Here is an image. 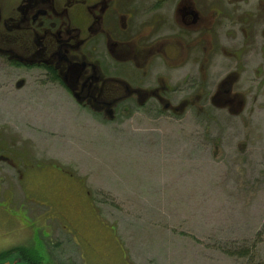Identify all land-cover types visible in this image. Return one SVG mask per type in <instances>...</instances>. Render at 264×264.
I'll use <instances>...</instances> for the list:
<instances>
[{"label": "rangeland", "instance_id": "1", "mask_svg": "<svg viewBox=\"0 0 264 264\" xmlns=\"http://www.w3.org/2000/svg\"><path fill=\"white\" fill-rule=\"evenodd\" d=\"M248 10L235 21L251 52L232 86L223 81L229 93L235 85L231 111L216 95L203 109L131 107L105 119L40 70L0 66V147L20 157L18 174L0 163L16 189L11 208L0 207V234L14 231L8 246L0 241V254L14 249L1 261L37 262L46 248L54 264L264 261V0Z\"/></svg>", "mask_w": 264, "mask_h": 264}, {"label": "flooded vegetation", "instance_id": "2", "mask_svg": "<svg viewBox=\"0 0 264 264\" xmlns=\"http://www.w3.org/2000/svg\"><path fill=\"white\" fill-rule=\"evenodd\" d=\"M250 1L0 0V66L13 69L11 75L40 70L80 110L105 119L114 120L131 107L165 114L203 109L216 95L219 105L231 108L235 85L229 93L223 81L239 77L240 63L251 52L249 31L235 21L236 14H249ZM243 31L247 52L235 49ZM223 59L232 62L231 69L223 67ZM214 76L224 79L216 84ZM15 157L20 159L0 147V163L16 171ZM0 179V207L7 210L15 203L16 189L6 177ZM45 226L55 236L54 228ZM13 236V230L3 231L2 246ZM46 250L39 261H27L54 264L55 252Z\"/></svg>", "mask_w": 264, "mask_h": 264}, {"label": "trees", "instance_id": "3", "mask_svg": "<svg viewBox=\"0 0 264 264\" xmlns=\"http://www.w3.org/2000/svg\"><path fill=\"white\" fill-rule=\"evenodd\" d=\"M239 258H246L249 256V250H242V252H239L238 254ZM249 264H264V261L255 262L253 260L249 261Z\"/></svg>", "mask_w": 264, "mask_h": 264}, {"label": "water", "instance_id": "4", "mask_svg": "<svg viewBox=\"0 0 264 264\" xmlns=\"http://www.w3.org/2000/svg\"><path fill=\"white\" fill-rule=\"evenodd\" d=\"M18 261L19 260H2V261H0V264H18Z\"/></svg>", "mask_w": 264, "mask_h": 264}, {"label": "bare ground", "instance_id": "5", "mask_svg": "<svg viewBox=\"0 0 264 264\" xmlns=\"http://www.w3.org/2000/svg\"><path fill=\"white\" fill-rule=\"evenodd\" d=\"M26 262L25 261H22V260H19L18 261V264H25Z\"/></svg>", "mask_w": 264, "mask_h": 264}]
</instances>
